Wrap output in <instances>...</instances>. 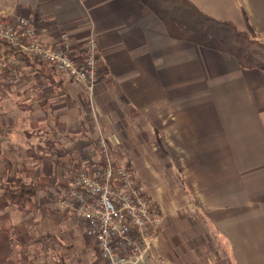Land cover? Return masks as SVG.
I'll return each instance as SVG.
<instances>
[{
	"label": "crops",
	"instance_id": "obj_1",
	"mask_svg": "<svg viewBox=\"0 0 264 264\" xmlns=\"http://www.w3.org/2000/svg\"><path fill=\"white\" fill-rule=\"evenodd\" d=\"M190 1L210 16L264 35V0ZM0 8L29 17L52 41L65 36L78 55L91 35L99 55L90 101L78 82L35 57L25 58L11 82L8 71H0L1 167L35 139L56 137L59 144L68 126L126 127L127 168L144 191L155 193L150 195L164 217L163 191L177 206L178 195L186 194L200 226L199 232H178L181 210L166 215L141 264H264V69L173 35L150 0H0ZM52 148L53 155L65 151ZM146 174L163 175L171 187L159 186L157 178L151 183ZM173 234L187 246H175ZM41 235L38 242L61 239L52 229ZM89 253L95 258L93 249Z\"/></svg>",
	"mask_w": 264,
	"mask_h": 264
},
{
	"label": "built area",
	"instance_id": "obj_2",
	"mask_svg": "<svg viewBox=\"0 0 264 264\" xmlns=\"http://www.w3.org/2000/svg\"><path fill=\"white\" fill-rule=\"evenodd\" d=\"M35 57L51 64L82 84L91 96L98 80L99 55L96 41L89 35L81 54H76L65 36L50 40L40 35L33 21L0 9V71L7 69L12 81L25 66V58ZM102 150L105 140L101 138ZM109 162V161H108ZM67 202L84 222V232L94 249L93 264H141L151 249L163 214L155 200L144 192L134 174L114 168L109 162L92 175L78 170L68 190Z\"/></svg>",
	"mask_w": 264,
	"mask_h": 264
},
{
	"label": "rangeland",
	"instance_id": "obj_3",
	"mask_svg": "<svg viewBox=\"0 0 264 264\" xmlns=\"http://www.w3.org/2000/svg\"><path fill=\"white\" fill-rule=\"evenodd\" d=\"M249 35L252 39L257 41V46L264 50V35L258 34L257 32H253ZM79 85L81 87V91L83 92L82 96H84V100L90 101V95L86 91L85 87L82 84ZM70 106L71 105H69L68 103L67 113L69 118H73L74 110H69ZM10 113L11 112H6L8 116H11ZM80 130H82V133H80ZM65 132L67 138L66 136L64 138L62 136L63 134H61L60 137L62 140L61 142H59V144L56 141V137H53L55 142L51 141V143H49L50 145L45 144V141H43V139L40 140L41 142L35 139L34 144L28 145V143H25L23 145H26V147L28 146L27 148L24 146L23 150L21 147L17 149V152L13 153L14 155H16L15 157H17L16 160L12 159L10 160L11 162L9 161V159L4 160L3 165L5 169H1L4 167H1L0 164V176L3 175V177H5L7 174L15 175L21 178V180L26 183L38 179L40 176H44L49 183V186H47L45 190L36 193L29 199V202L26 204V206H24L23 210H19L16 207L6 208V210L9 211L8 219L10 222L17 225H26L29 233V240L25 244L26 252H31L32 249L36 250L35 252H31L30 254L28 253L33 264H93V260L95 258L92 259V256L89 253L90 248L93 249L91 241L84 232L83 220L78 217L76 211L73 209V206L77 205V202L73 200L72 205H70L67 202V192L70 189L72 183L75 181L76 173L78 170H84L88 174L92 175L93 171L96 168H98L99 166L105 167L109 162L112 166H114V168H123L125 170L129 165V159L126 155V135H124L126 133V127L122 126L116 129L111 127L99 126L91 128L90 125H85L80 128L78 125H72L66 127ZM114 134H116V136H114ZM101 138L105 140V151L102 150L103 145L100 142ZM135 145L138 146V144ZM57 146L64 147L65 149V151L60 156L52 154L53 148L51 149V147ZM145 148L147 153L149 151H152L153 155L154 151L153 149L151 150V145L149 143L145 144ZM138 149L139 146L135 148V151L137 152ZM47 152H51L50 155L52 156V159L50 158L51 156L47 154ZM8 154L11 155V153ZM144 154H146V152ZM53 156L55 157L53 158ZM155 163H152L150 165V169L153 170ZM50 165L52 166V168H49ZM64 165H66V169L69 171L63 169ZM61 166L63 168H61L60 173L59 170ZM144 166L145 165H141V167L146 170V167ZM11 168L12 173H9ZM41 169H44L47 174L38 175V172H40ZM132 170L133 169H130V171L133 173ZM134 176L138 184L141 185V182L139 181V179H137L138 176H136L135 174ZM160 176L161 179H159ZM144 177L146 180L151 181V183H153L152 181L157 178L159 186L171 187V184H168L167 182L165 184L163 183L165 181L163 180V175L154 176L153 174H146ZM168 180L170 182V178ZM59 181L65 182L66 186H62L61 184H59ZM50 182L54 183L50 184ZM162 191L160 189L158 191V194ZM144 192L147 193V191ZM164 193L166 195H169L166 196ZM150 194L155 195V193L151 191ZM150 194L149 196L152 197V195ZM163 197L166 200L163 201L164 210L166 212H164L165 217H167L166 215L170 216L175 211L181 210L179 214L183 220L181 226L178 227L180 228V230H177L178 232H187L191 231L192 229L198 230V232L200 231V226L198 225V222L196 220L197 218H195L197 213L194 210V206L190 204L189 201H187L186 198L188 197L186 194L178 195L180 206H177L176 204L172 205V202L170 200L174 197L170 196V192L167 193L163 191ZM155 203L162 212V208L159 206V204L156 201ZM33 204L37 205V207L32 209ZM186 217H192V224L190 223V221H188L189 219H186ZM4 223L5 220L0 219V224ZM193 226L196 228H193ZM49 229H52L55 233L59 234L58 236L61 239H57L55 241L52 238H42L38 242L37 236L39 234L41 235L46 233V231H48ZM173 235L175 236V234ZM74 238L76 239V241L74 240ZM175 238L178 242L174 243L175 246L179 243L184 244L185 247L187 246V243L185 242L186 240H183V243L180 238L178 239L176 236ZM207 243L209 247L213 248V241L208 240L206 244ZM19 246L20 245L15 246L14 248H17L18 250ZM70 246H72V248H70ZM168 246H170V244ZM203 247H205V245H203ZM151 248H153V246ZM41 249H43V251ZM37 251L39 252V255L38 257L34 258L33 255L37 253Z\"/></svg>",
	"mask_w": 264,
	"mask_h": 264
},
{
	"label": "trees",
	"instance_id": "obj_4",
	"mask_svg": "<svg viewBox=\"0 0 264 264\" xmlns=\"http://www.w3.org/2000/svg\"><path fill=\"white\" fill-rule=\"evenodd\" d=\"M150 7L173 35L231 54L244 67L264 69V50L250 37L249 34L254 32L250 25L247 30L239 29L231 21L204 13L190 0H150ZM49 143L50 139L45 141V144ZM1 176L0 219L5 223L0 224V264H33L25 247L29 240L26 225L10 222L6 208L23 210L33 195L49 186L48 180L40 176L26 183L15 175ZM18 245L17 250L14 247Z\"/></svg>",
	"mask_w": 264,
	"mask_h": 264
}]
</instances>
